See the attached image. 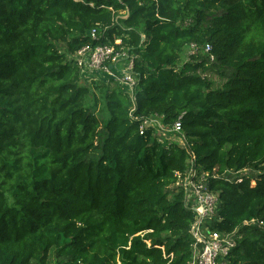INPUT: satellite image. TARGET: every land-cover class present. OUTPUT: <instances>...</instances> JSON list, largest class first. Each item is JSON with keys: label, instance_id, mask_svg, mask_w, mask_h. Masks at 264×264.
I'll return each mask as SVG.
<instances>
[{"label": "trees", "instance_id": "obj_1", "mask_svg": "<svg viewBox=\"0 0 264 264\" xmlns=\"http://www.w3.org/2000/svg\"><path fill=\"white\" fill-rule=\"evenodd\" d=\"M117 38L133 97L73 59ZM208 43L221 88L198 72L209 54L177 66ZM154 115L219 175L210 226L243 234L228 264H264V0H0V264H190L195 212L171 187L189 154L141 133Z\"/></svg>", "mask_w": 264, "mask_h": 264}, {"label": "built area", "instance_id": "obj_2", "mask_svg": "<svg viewBox=\"0 0 264 264\" xmlns=\"http://www.w3.org/2000/svg\"><path fill=\"white\" fill-rule=\"evenodd\" d=\"M102 31L100 25L94 26L90 31L91 38H100ZM191 46L199 48L197 44H191ZM203 49L210 55L211 61L216 60V57L210 53L211 44H206ZM137 57L129 53V48L123 45L121 38H117L113 43L85 45L74 54L73 59L78 68L90 76L92 73L110 75L133 97L134 89L138 84V75L135 71ZM122 61H127L123 67L120 66ZM150 126L155 128L157 136L161 133L170 134L172 137L177 136L181 140L179 144L187 146L189 154L187 169L176 173L177 180L171 187L183 192L186 206L195 212V221L190 229L193 238L190 264H228V257L237 245L238 232L219 231L210 226V222L217 216L220 195L218 191L211 188L209 178L219 175L211 174L196 164L195 153L187 142L181 118L169 125L164 124L160 116H151L145 120L141 133ZM231 172L233 173L232 170H227L224 176L229 177ZM251 222H255V219ZM248 223L249 221H245V224Z\"/></svg>", "mask_w": 264, "mask_h": 264}, {"label": "rangeland", "instance_id": "obj_3", "mask_svg": "<svg viewBox=\"0 0 264 264\" xmlns=\"http://www.w3.org/2000/svg\"><path fill=\"white\" fill-rule=\"evenodd\" d=\"M63 47L62 49L65 50V45L61 44ZM208 56V53L202 48H196L190 45H188L185 49V51L183 52L182 56H181V60L177 63V66L179 68L183 67L184 62H193L195 61V59H199L201 60L202 58H206ZM127 64V61H122L120 66L123 67L124 65ZM83 74V80L81 81L82 84L90 86L93 90H96L98 93L100 92V90L98 89L97 85H107V87L112 88L115 87L117 85L116 82H114L113 79L110 75H104L101 73H92V76H90V74L85 73L83 71H81ZM200 72V74L204 77H207L208 79L212 80L214 82V86L216 88H221L223 83L225 82V78L221 75L219 68L214 64V61L209 60L207 62V70L206 71H198ZM124 87V86H122ZM124 89L126 91H128L125 87ZM158 137L163 141V142H177V143H181L180 138H178L177 136H170V134H164L161 133L158 135ZM254 171H251L250 169L248 170H244V174H252ZM233 177H236V174L233 175ZM171 192L169 193L170 197L173 195ZM239 236H243V234L238 233L237 234V241L239 240ZM253 236V235H251ZM254 238H259L257 236H255ZM52 263L54 262V258H51Z\"/></svg>", "mask_w": 264, "mask_h": 264}]
</instances>
